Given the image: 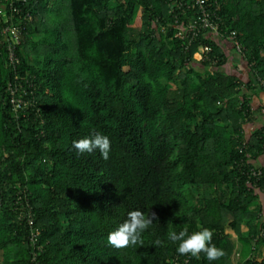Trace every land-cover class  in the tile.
Segmentation results:
<instances>
[{
  "label": "trees",
  "instance_id": "obj_1",
  "mask_svg": "<svg viewBox=\"0 0 264 264\" xmlns=\"http://www.w3.org/2000/svg\"><path fill=\"white\" fill-rule=\"evenodd\" d=\"M7 1L23 32L16 69L0 35V264H264V165L253 161L264 125L245 136L254 112L241 92L263 89L264 0H206L223 34L236 31L247 81L206 31L175 35L195 9L170 0ZM95 132L111 141L107 160L72 146ZM136 209L157 215L144 245L109 246ZM184 227L211 229L225 255H179L167 233Z\"/></svg>",
  "mask_w": 264,
  "mask_h": 264
},
{
  "label": "clouds",
  "instance_id": "obj_2",
  "mask_svg": "<svg viewBox=\"0 0 264 264\" xmlns=\"http://www.w3.org/2000/svg\"><path fill=\"white\" fill-rule=\"evenodd\" d=\"M73 148L78 154L98 152L101 158L107 160L111 151L110 139L100 132L91 136L83 137L72 142ZM157 220L155 212L147 215L140 209L131 210L127 218L107 235L109 246L117 250L143 246V234L150 228L153 221ZM213 231L207 227H201L199 231L189 233L187 227L180 231L171 230L167 233V240L176 244L179 255H191L199 259L203 253L208 261H216L225 255L222 248L212 243ZM164 241L157 238L153 246H163Z\"/></svg>",
  "mask_w": 264,
  "mask_h": 264
},
{
  "label": "built area",
  "instance_id": "obj_3",
  "mask_svg": "<svg viewBox=\"0 0 264 264\" xmlns=\"http://www.w3.org/2000/svg\"><path fill=\"white\" fill-rule=\"evenodd\" d=\"M26 1V0H23ZM169 2L176 4L178 7L183 9L193 8L195 9V16L190 18L187 21H184L185 24L178 23V30L175 32V35L180 37H189L193 38L200 32H205L207 35H211L212 37H222L228 40L232 47L239 53H243V45L239 42L236 37V31L230 30L226 35H224L221 30L223 20L220 18V15L217 13V9L219 5L216 1H211L208 3L206 0H170ZM12 9H16L13 6L12 0H8L6 3ZM5 3L3 2L0 6V13L2 14L3 23L0 26V35L2 36V40L5 41V48L8 55V63L12 66L13 69L17 68L19 63V58L16 54V46L22 41V25L17 23L11 13H8L4 8ZM20 11V9H18ZM24 15V13H23ZM25 17L31 19V14L26 11ZM178 21V20H177ZM211 50V46L208 44H204L199 46V49L193 53V57L196 60H201L208 56L209 51ZM20 75L15 74L16 81H20ZM264 90V80H261ZM20 86V83L18 84ZM18 86L12 85L11 81L8 82V89L10 92L11 102L16 108L20 105L24 100L21 98L20 93H16ZM26 92V89L23 88L22 93ZM244 142L240 145L239 150L241 151ZM244 164V161L241 162ZM246 173L248 177H254L255 179H259L262 174V169L259 165L253 164L246 169ZM29 223L32 222V217L28 216Z\"/></svg>",
  "mask_w": 264,
  "mask_h": 264
},
{
  "label": "crops",
  "instance_id": "obj_4",
  "mask_svg": "<svg viewBox=\"0 0 264 264\" xmlns=\"http://www.w3.org/2000/svg\"><path fill=\"white\" fill-rule=\"evenodd\" d=\"M214 38L219 40L222 48H224V51L227 54L231 55V49L233 50L231 43L222 37L215 36ZM238 57L239 56L237 55L236 57L231 55L228 58L227 62L224 63V66L227 69L231 70L232 72H236V70L242 69V73L241 74L237 73V74L241 78L244 76L245 78H242L243 81H247L249 79V67L243 61V59H241L240 57L238 59ZM237 61H239V63ZM240 63L242 64L241 66H240ZM234 68H235V71H233ZM252 86H253V81H251L249 86L244 84V86L242 87V91H241V92L246 93V97L249 100L248 104L250 105L251 109L254 112L249 118H245L243 121V131L246 137H248V135H251L252 131L264 125V90L263 89L261 90V89H258L257 87H252ZM253 161L260 165L261 164L264 165V151L259 153L258 157ZM255 255L256 257L259 256V254H255Z\"/></svg>",
  "mask_w": 264,
  "mask_h": 264
},
{
  "label": "rangeland",
  "instance_id": "obj_5",
  "mask_svg": "<svg viewBox=\"0 0 264 264\" xmlns=\"http://www.w3.org/2000/svg\"><path fill=\"white\" fill-rule=\"evenodd\" d=\"M64 10H65V12H66L67 8L65 7ZM235 53H236V54H235ZM237 54H238V53H237L236 51H234V50L231 49V55H233V56L236 57ZM231 55H230V56H231ZM232 58H233V57H232ZM237 62L239 63V61H237ZM241 65H242V64L240 63V66H241ZM243 69H245V68H243ZM233 71H235V68H234ZM236 73L241 74V73H242V69L236 70ZM243 74H244V72H243ZM242 78H245V77L243 76ZM243 228L245 229L246 227L243 226ZM232 239H233V241L235 242L236 247H238V246H239V243H238V240L236 239L235 235L232 236ZM236 247H235V250H237ZM262 251H264V246L260 247L259 252H256V254H259V256H258L257 258H260V256H261V252H262ZM234 255H235V256L237 255L236 252H234Z\"/></svg>",
  "mask_w": 264,
  "mask_h": 264
}]
</instances>
